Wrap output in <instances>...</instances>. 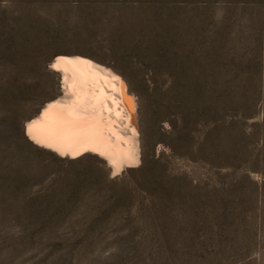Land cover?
<instances>
[{"label": "rangeland", "instance_id": "rangeland-1", "mask_svg": "<svg viewBox=\"0 0 264 264\" xmlns=\"http://www.w3.org/2000/svg\"><path fill=\"white\" fill-rule=\"evenodd\" d=\"M71 52L130 79L138 166L27 135ZM0 264H264V0H0Z\"/></svg>", "mask_w": 264, "mask_h": 264}, {"label": "bare ground", "instance_id": "bare-ground-1", "mask_svg": "<svg viewBox=\"0 0 264 264\" xmlns=\"http://www.w3.org/2000/svg\"><path fill=\"white\" fill-rule=\"evenodd\" d=\"M51 68L60 90L27 121L29 138L63 156L97 154L113 175L138 166L146 154L144 113L130 79L74 52L56 55Z\"/></svg>", "mask_w": 264, "mask_h": 264}, {"label": "snow or ice", "instance_id": "snow-or-ice-1", "mask_svg": "<svg viewBox=\"0 0 264 264\" xmlns=\"http://www.w3.org/2000/svg\"><path fill=\"white\" fill-rule=\"evenodd\" d=\"M54 68H58V65H53ZM35 122L32 125H29V133L32 132L33 128L35 127ZM35 139V137H33Z\"/></svg>", "mask_w": 264, "mask_h": 264}]
</instances>
